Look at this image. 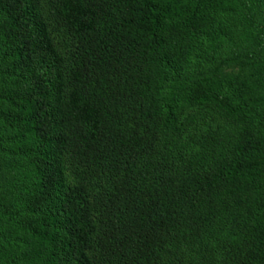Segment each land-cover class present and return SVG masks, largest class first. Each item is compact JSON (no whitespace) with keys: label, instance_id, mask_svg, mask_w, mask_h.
Masks as SVG:
<instances>
[{"label":"trees","instance_id":"obj_1","mask_svg":"<svg viewBox=\"0 0 264 264\" xmlns=\"http://www.w3.org/2000/svg\"><path fill=\"white\" fill-rule=\"evenodd\" d=\"M0 264H264V0H0Z\"/></svg>","mask_w":264,"mask_h":264}]
</instances>
